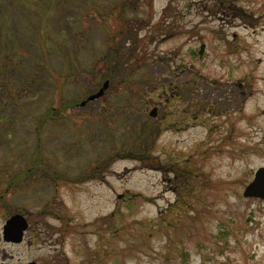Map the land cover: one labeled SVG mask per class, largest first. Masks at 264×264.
<instances>
[{"label":"rangeland","instance_id":"374dc122","mask_svg":"<svg viewBox=\"0 0 264 264\" xmlns=\"http://www.w3.org/2000/svg\"><path fill=\"white\" fill-rule=\"evenodd\" d=\"M123 1L0 0L22 62L14 103L0 85V264H264V200L243 196L264 166V0ZM121 19L144 27L130 62L82 105ZM16 213L21 242L3 239Z\"/></svg>","mask_w":264,"mask_h":264},{"label":"trees","instance_id":"16d2710c","mask_svg":"<svg viewBox=\"0 0 264 264\" xmlns=\"http://www.w3.org/2000/svg\"><path fill=\"white\" fill-rule=\"evenodd\" d=\"M132 1H134V0H132ZM123 2H130V0H125ZM136 2L139 4V6L140 5L143 6L144 2L147 3V6H148V3L150 2V4H151L152 0H135V3ZM125 5H126V3L124 5H122V9ZM117 24H118V27L114 31L115 33L113 34V36L111 37L110 42H109V49L107 50V52L100 55V57L94 61L95 68L100 69L99 66H103V65L108 67V68H106L107 71H111V75L108 74V76H106L107 80H109V81L113 80L114 72L124 70L125 69L124 67H127L129 62H130V58L128 60H125V61L122 60V57H125V55H126V53H124V47H122V44H124V46H125L126 42H128V44L130 45V39H131L130 34H131V36L132 35L136 36V34L138 35L140 33L141 29L144 28L141 24L138 25V21H133L130 19H121L119 22H117ZM133 41L135 43L137 41H139L138 37L133 39ZM72 48H71V50H72L71 55H75V51H76L75 49L76 48L75 47H72ZM13 51L14 52L8 51V50L3 51L2 48H0V77L5 75L6 78L9 81H11L10 83H5V84L1 83L0 84L3 87V89L5 90L4 94H2V95H4L7 102L9 100H11L12 103H14L13 98L9 97V96L6 97V95L10 94L13 91V88L9 87V85H11L13 77H15V73L18 71V69H17L18 65L22 63V62H20V63L17 62L16 57H15V55L18 56L20 52L18 50H13ZM15 52H18V53H15ZM89 70H92L91 74H93L92 77H94L96 69H94L93 65H92L91 69H89ZM56 78H57L56 82L58 83L57 86L59 88L58 92H60V96H62V91H63L62 90V80H61L60 75H57ZM70 103H72V102L71 101L64 102V101H62V99H60V103H59L58 107L51 106L45 112H43V115L38 119V123H37L39 133H41V130L44 128V126L46 124H49L52 122L53 116H54L53 112L56 111V109H59V113L62 116H64L67 113L66 111H68V107H70V105H71ZM40 147L41 146L38 145L36 148V151L38 152L37 155H38L39 159L41 158L40 154L42 152ZM143 155L145 157H147V158H143L142 159L143 161H149V163L151 165H154L155 161L157 160L156 157L152 156V154L149 152L144 153ZM102 165H103V163H102ZM103 167L104 168L101 169L100 172H102V174L104 175L106 172V169L108 170V166L105 165ZM28 171H29L28 167L24 168L20 172V175L22 176L23 173L27 174ZM3 192H5V191H3Z\"/></svg>","mask_w":264,"mask_h":264},{"label":"water","instance_id":"95a60500","mask_svg":"<svg viewBox=\"0 0 264 264\" xmlns=\"http://www.w3.org/2000/svg\"><path fill=\"white\" fill-rule=\"evenodd\" d=\"M203 48L204 45H202V49ZM108 85L109 80H106L104 85L100 89H98L97 92L90 94L86 100H83L82 104H85L88 100H94L96 98L101 97L105 93V89H107ZM243 196L249 198L264 199V166L259 167L256 170L253 180L246 185ZM28 223V219L22 213H16L13 214L11 217H8L3 229V239L13 242L23 241L24 232L29 226ZM28 264L38 263L36 261H32Z\"/></svg>","mask_w":264,"mask_h":264},{"label":"flooded vegetation","instance_id":"af4514ba","mask_svg":"<svg viewBox=\"0 0 264 264\" xmlns=\"http://www.w3.org/2000/svg\"><path fill=\"white\" fill-rule=\"evenodd\" d=\"M216 1H218V2H224L227 6H228V8H231V9H233L234 7L229 3H226V2H237V1H235V0H210V2H216ZM261 0H256V2H260ZM249 2H250V0H249ZM227 11V10H226ZM242 12V11H241ZM235 14H240V15H243L244 13L246 14V11H244V13L242 14V13H240L239 11H235L234 12ZM231 15V17H229ZM224 16H225V19H227V20H231L232 19V17L234 18V14H230V13H228V12H225L224 11ZM213 17H215V15L213 16ZM231 18V19H230ZM233 21V20H232ZM225 22H229V21H225ZM230 23V22H229ZM246 26H247V24H246ZM158 29H159V27H157ZM237 35V33H234V36H236ZM200 53V52H199Z\"/></svg>","mask_w":264,"mask_h":264}]
</instances>
